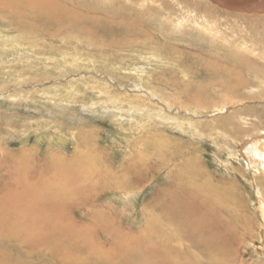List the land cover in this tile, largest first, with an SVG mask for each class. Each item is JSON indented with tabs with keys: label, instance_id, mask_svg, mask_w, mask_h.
<instances>
[{
	"label": "rangeland",
	"instance_id": "1",
	"mask_svg": "<svg viewBox=\"0 0 264 264\" xmlns=\"http://www.w3.org/2000/svg\"><path fill=\"white\" fill-rule=\"evenodd\" d=\"M56 1L67 8L82 9L83 16L89 18L84 22L87 27L95 19L96 33L70 32L58 24H51L52 28L38 23L34 26L28 19L22 23L12 12L27 7L24 3L18 5L20 8L13 5L17 9L4 5L8 10L0 4V159L3 153L30 151L31 160L38 165L45 159L71 162L83 148L77 141L84 134L92 137L110 169L119 172L128 159L130 145L133 148V139H142L141 123L152 113L137 112L142 106L168 107L161 101L166 98L173 107L164 114L178 118L182 125L164 123L160 127L150 120V127L155 125L154 129L181 141L176 150L183 155L195 153L215 182L236 187L242 208L239 213L228 208L226 214L229 226L238 225L233 233L237 235L235 264H264V226L257 212L254 182L264 177L253 175L240 158L231 156L234 141L238 140L240 147L243 141L264 134V15L224 10L208 0ZM28 4L29 10L36 8ZM23 9L20 13L27 15ZM130 24L134 28L124 36L123 29ZM209 24H215V29ZM122 40L130 41L124 44ZM224 59H236L232 61L239 68L234 89L215 86L220 73L203 70L207 61L220 63ZM201 88L197 109L185 97L198 95ZM136 94L153 97L142 101ZM187 122L196 129L184 125ZM92 141H88L90 145ZM235 169L239 173H233ZM5 171L0 172L1 177ZM169 172L170 168H162L150 173V181L129 191H100L94 200L80 206L49 196L51 202L39 204L37 212L60 208L74 222L88 223L90 214L100 210L114 214L122 232L129 231L128 227L138 229L145 218V206L165 186ZM44 187L38 184L37 191L44 193ZM231 198L224 199L230 208L237 203ZM241 216L248 217L247 229L239 222ZM224 233L220 230L216 236ZM210 242L206 244L214 260L213 252L219 248L208 245ZM178 243L171 240L169 245L192 254L198 251L186 239L181 247Z\"/></svg>",
	"mask_w": 264,
	"mask_h": 264
},
{
	"label": "bare ground",
	"instance_id": "2",
	"mask_svg": "<svg viewBox=\"0 0 264 264\" xmlns=\"http://www.w3.org/2000/svg\"><path fill=\"white\" fill-rule=\"evenodd\" d=\"M214 2L219 3L218 6L224 10L228 8L223 7V4L229 7L235 5L226 0ZM20 3H24L27 7L20 8L18 6ZM26 3H31L30 6L36 5V8L29 10V4ZM0 4L2 7L5 5V8L16 4L20 11L23 9L28 13L22 15L19 9V13L11 11L13 15L15 12L19 15L18 18L22 19V23L23 20L28 19L34 21V26L38 23L41 27L50 28H52L51 24H58L69 28L70 32L75 31L87 36L96 33L98 29L94 25L95 19L90 18L91 25L94 26L87 27L88 25L84 24L89 18L83 16L82 9L74 10L69 7L68 9L56 0H0ZM14 8L17 9L16 6ZM261 8L262 11L258 13L264 15V7ZM240 10L236 12H241ZM130 25L123 29L124 36L134 28V25ZM213 25L216 26L209 24L215 29ZM129 41L122 40L121 43L125 44ZM232 61L236 59L231 61L224 59L220 63L214 60H211L212 63L207 61L203 70L213 72L214 75L220 73L219 85L215 86L234 89L237 85L239 68H236ZM199 64L197 66L201 65ZM201 90L202 88L198 90V95L185 97V100L196 104L197 109L201 105ZM135 96H140L142 101L151 100L153 97L150 94ZM161 101H164L168 107L162 105L157 109H149L142 106L141 111H133L139 115H147L149 111L152 113L141 123L142 139H133V148L130 145L128 159L119 172L112 171L106 164L105 156L98 152L92 137L84 134L81 136L80 133H78L81 137L77 145L81 144L83 148L78 149L71 162L45 159L38 165L31 160L30 151L18 155L9 153L1 155L0 172L3 169L6 171L2 177L0 176V264H235V261L237 262V251L234 248L237 235L233 233L238 230V225L229 226L231 220L226 217L228 208L233 209L232 213L236 211L239 213L242 208L236 187L215 182L214 178L212 179L201 167L195 153L188 152L183 155L181 150H176L181 141L164 135L159 129H154L155 125L150 127V120H154L157 126L164 123L174 127L182 125V121L178 118L167 117L164 114L173 107L172 103L166 98ZM214 110L217 112L219 109ZM126 111L129 113L131 109ZM117 121L123 120L117 119ZM184 125L187 127L193 125L192 128L196 129V125L191 122ZM89 140H93L92 145ZM238 144V140L234 141L231 150L234 153H231V156L235 159L240 158L253 175L259 173L264 177V134L243 141L240 147L237 146ZM235 146L238 148L237 151ZM153 166L158 167L153 169ZM162 168H170L165 186H161L145 206V218L142 219L138 229L133 230L128 227L129 231L122 232L119 225H116V216L110 212L105 214L100 210H94L93 214H90L88 223L77 220L74 222L72 216L60 208L53 212L52 209L37 212L39 204L51 202L49 196L65 203L75 201L80 206L94 200V197L103 190L129 191L130 188H138L146 180L150 181L148 176L150 173ZM233 173L237 174L239 171L235 169ZM254 182L258 199L257 212L264 226V180L255 178ZM38 184L45 186L44 193L37 191ZM22 187L23 190L20 189ZM34 187L36 189H33ZM114 187L116 188L112 189ZM222 188L223 190L220 191L219 189ZM39 195L43 196V200ZM229 196L234 198L233 203L237 202L235 205L232 203L231 208L224 200L229 199ZM224 209L227 210L223 214ZM148 213H152V216L149 217ZM162 222L165 224L162 225ZM239 222L243 229H247L248 217L241 216ZM220 230L226 231L227 234L224 233V236L227 237L216 236ZM182 239L188 240L190 246L197 247L198 251L192 254L183 250ZM171 240H178L181 248L170 246ZM209 241L211 242L208 245L214 244L219 248L213 252L216 256L214 260L210 259L212 252L207 248L206 243ZM11 256L15 257L10 259Z\"/></svg>",
	"mask_w": 264,
	"mask_h": 264
},
{
	"label": "water",
	"instance_id": "3",
	"mask_svg": "<svg viewBox=\"0 0 264 264\" xmlns=\"http://www.w3.org/2000/svg\"><path fill=\"white\" fill-rule=\"evenodd\" d=\"M226 1H229V3L235 4L233 7H229V5L223 4V7L228 8V10H232V11L241 9L240 10L241 12L243 11L246 13H258L262 11L261 7H264V0H226ZM216 4L219 5V3H216Z\"/></svg>",
	"mask_w": 264,
	"mask_h": 264
}]
</instances>
